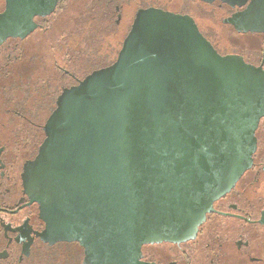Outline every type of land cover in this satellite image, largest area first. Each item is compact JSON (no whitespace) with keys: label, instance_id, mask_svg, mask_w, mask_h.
Masks as SVG:
<instances>
[{"label":"water","instance_id":"95a60500","mask_svg":"<svg viewBox=\"0 0 264 264\" xmlns=\"http://www.w3.org/2000/svg\"><path fill=\"white\" fill-rule=\"evenodd\" d=\"M254 7L232 22L255 31ZM262 118L263 70L219 56L188 16L139 10L116 61L46 122L28 182L44 240L77 243L82 264H142L143 245L194 239L250 169Z\"/></svg>","mask_w":264,"mask_h":264},{"label":"flooded vegetation","instance_id":"af4514ba","mask_svg":"<svg viewBox=\"0 0 264 264\" xmlns=\"http://www.w3.org/2000/svg\"><path fill=\"white\" fill-rule=\"evenodd\" d=\"M176 1L0 0V264L83 263L77 243L44 240L28 182L57 99L116 61L139 10L188 16L219 56L264 71V0L242 7L197 0L221 14L206 21L187 10L192 0ZM251 3L249 26L256 30L246 31L245 18L232 19ZM255 139L250 169L213 203L195 238L143 245L142 264H264V118Z\"/></svg>","mask_w":264,"mask_h":264},{"label":"rangeland","instance_id":"374dc122","mask_svg":"<svg viewBox=\"0 0 264 264\" xmlns=\"http://www.w3.org/2000/svg\"><path fill=\"white\" fill-rule=\"evenodd\" d=\"M176 2L177 3H180L181 0H178ZM171 7H174V3H173V5ZM185 7L186 6L183 5V8H185ZM187 10L190 11L191 13H200V14H202L204 16V17H202V19L204 21H206V18H208V17H211V18H215L216 19V18H219V16L221 15L218 10H215V8H207V7H204L203 8L202 6H200L199 4H197V0H192L189 3V5L187 6ZM114 43H117V41H115ZM91 44H94V42H92ZM118 44H120V43H118ZM86 45L88 46V43ZM114 45H117V44H114ZM85 60H86V58L83 57V59H82L83 66L86 65Z\"/></svg>","mask_w":264,"mask_h":264}]
</instances>
